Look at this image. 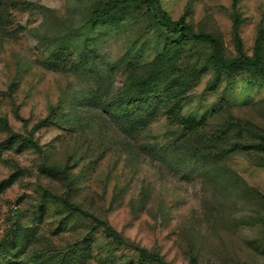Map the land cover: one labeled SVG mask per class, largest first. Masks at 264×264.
Here are the masks:
<instances>
[{
  "label": "rangeland",
  "instance_id": "1",
  "mask_svg": "<svg viewBox=\"0 0 264 264\" xmlns=\"http://www.w3.org/2000/svg\"><path fill=\"white\" fill-rule=\"evenodd\" d=\"M104 1L0 0V264H160L135 247L164 264H264V72L210 89V46L160 26L183 18L226 58L258 46L264 63V0L237 2L240 51L233 0L137 1L90 22ZM166 44L175 69L142 98ZM38 123L40 151L26 142Z\"/></svg>",
  "mask_w": 264,
  "mask_h": 264
},
{
  "label": "trees",
  "instance_id": "2",
  "mask_svg": "<svg viewBox=\"0 0 264 264\" xmlns=\"http://www.w3.org/2000/svg\"><path fill=\"white\" fill-rule=\"evenodd\" d=\"M137 1L144 3L151 2V0H106L102 2L98 7H95L91 10L89 15V21L95 23L101 19L110 17L114 13L124 11L127 8L133 6ZM237 2L238 0H233L232 3L234 12L233 29L236 48L238 51H240L242 49V43L240 35L238 33V28L241 24V19L237 10ZM166 22L167 24L160 23V26L164 30L169 31L174 36L180 38V41H178V43L174 42L172 44L178 45L179 42H181L182 40L191 39L203 41L210 46L212 50L210 61L215 68V74L209 86L210 89H214L217 87V85L221 81V76L223 73L230 74L232 71L237 69H256L264 72V63L261 61V58L259 56L258 46L255 48L254 55L252 57L239 55L232 58H226L223 53L222 43L213 34L194 31V29L190 25H188L183 18H180L177 21H170L169 19H166ZM176 60L177 53H171L170 44L164 45L162 51L154 58L152 63V69L148 76L145 77L141 82L136 84L137 95L141 96L142 98H147L151 94L157 93V89L159 87L161 79H163V76H166V74L168 75V73H171L175 69ZM0 122H2L4 125L7 124L6 120L1 117ZM40 125L41 123L34 125V127L29 133V136L26 138L27 144L36 151H40V146L36 141L33 140V133L36 128L40 127ZM47 169L53 174L68 178L66 168L48 165ZM44 196L46 198L60 200L62 204L71 211H76L81 214L88 215L80 207L74 205L65 198H62L49 192H45ZM92 218L96 220L95 217ZM98 224H100L104 228L105 233L109 237H111L114 242L119 244L124 243L123 239L118 234V232L114 230L107 222L98 221ZM135 248L139 252L140 257L142 259L153 260L160 264H164L159 255L150 253L144 248ZM189 264H194V261H190Z\"/></svg>",
  "mask_w": 264,
  "mask_h": 264
}]
</instances>
